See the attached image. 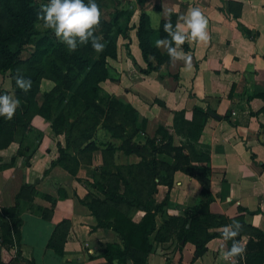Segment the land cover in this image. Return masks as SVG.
Returning <instances> with one entry per match:
<instances>
[{"label": "crops", "instance_id": "1", "mask_svg": "<svg viewBox=\"0 0 264 264\" xmlns=\"http://www.w3.org/2000/svg\"><path fill=\"white\" fill-rule=\"evenodd\" d=\"M190 7L201 8L210 34L207 44L186 41L182 46L192 53L191 70L182 62L154 63L155 70L142 73L139 67L146 63L138 45L139 14L145 12L150 25L166 19L169 10L178 17ZM126 36L118 37L116 57L110 59L101 87L131 105L139 122L144 120L132 142L144 146L147 138H156L155 174L147 163L150 150L126 153L119 148L121 141L104 130L96 134L102 143L88 152L82 149L94 138L66 149L65 134L54 135L45 118L33 117L31 129L24 130L5 119L0 208H16L21 221L16 237L11 219L0 217L7 222L0 225V264H118L103 253L123 248V240L98 222L106 223L113 209L138 222L145 210L135 205V197L141 205L150 202L152 212L160 205L144 264H228L222 257L228 242L218 229L236 217L250 226L239 238L246 245L239 264H254L246 262L247 254L264 253V238L256 235L257 230L264 233V0L136 1ZM176 111L202 122L197 141L209 151L202 163L209 180L205 190L180 169L172 170V159L161 147L166 139L156 133L159 125L169 129L172 145H180L172 128ZM60 153L76 162H54ZM109 188L124 200L108 199L104 192ZM97 199L100 203L92 205ZM187 212L202 224L191 228L186 223L185 238H180V223L167 221ZM4 233L11 234L8 248L2 245Z\"/></svg>", "mask_w": 264, "mask_h": 264}, {"label": "trees", "instance_id": "2", "mask_svg": "<svg viewBox=\"0 0 264 264\" xmlns=\"http://www.w3.org/2000/svg\"><path fill=\"white\" fill-rule=\"evenodd\" d=\"M3 7L15 25L7 33L0 34V54L3 59L1 67L2 70H11V73L14 74V59L16 53L12 52L9 43L14 39V37L19 34L29 37L32 33H34L31 28L32 22L35 19L34 0H3ZM168 17L166 19H168ZM176 18L177 14L171 11L170 19L173 24H175ZM129 19L127 20V22H124V26L122 27V29L118 28L119 22H101L103 26L102 28H100V31L103 32L104 38L107 41V46L102 53H96L95 55L91 45L88 44L86 54L83 56L75 55V57L72 58V63H70L66 68L67 70H61L57 67L56 62L51 60L49 62L50 64L48 70L52 77L56 80L57 88L53 89L50 98L52 99L53 94H56L61 90H67L70 95L79 98L85 106L92 108L94 114L102 120V126L108 130L112 137L121 141L119 145L120 149H123L126 153H135L137 155L143 154V149L150 150V161H148L147 163L150 164V173L154 175L155 173L153 170L156 163L155 157L156 153L160 149L158 143H156V138H147L144 146L137 145L132 142L134 133L144 125V120H142L141 122L138 121L137 113L131 105L126 104L121 100H117L115 96L109 98L107 97L108 99L106 100L99 94V92H102V89L99 87L100 83L109 76V71L107 69L106 63L107 58L116 57L117 38L118 36H126ZM166 19L161 20V28L159 31H156L150 27L148 15L145 12H141L139 14V23L137 27L138 45L141 50L142 58L146 63V68L139 67V69L144 74L156 69L154 63H156V65L169 63V57L167 53L165 51H160V49H157L154 46L155 41L158 38H163L166 36V33L163 31V23ZM113 21H117V15L114 16ZM112 26L114 27L115 32L112 31ZM36 46L37 47L34 53L27 60V64L29 65L28 69H30L32 65H36L37 61L44 62V59L55 50V48H53V40L46 35H41L39 37ZM150 55L155 57L154 61L149 59ZM32 77H35V72L32 74ZM35 86L36 85H34V87ZM16 92L20 95V97H23V91L16 88ZM0 94L8 93L5 90H0ZM101 105L105 106L106 109L101 108ZM57 107V109L60 110L63 107V104L62 106ZM55 113L56 115L59 114L57 111ZM13 118L14 121L17 122L18 114ZM5 119L6 118L4 117H0V132L2 130H5ZM46 119L49 120L47 117ZM66 119V117L62 118V122L65 123ZM199 119L200 118L195 117L193 120L189 121L184 118L183 111L174 112L172 128L174 133L180 138L179 146H174L171 144L172 137L170 131L164 126L159 125L156 133L160 134V138L166 139V143L162 144L161 147H164L165 153L168 154L172 159V170L180 169L184 173L196 179L203 187V190H205L209 186V180L206 176V168L202 165V163L208 160L209 151L208 148L204 146L205 150L202 151V153L201 151L199 153L197 152V145H200L198 144L197 140L202 130V122ZM50 123L52 127L53 124H55V120L50 119ZM184 126L186 127L185 130H187L188 132H193V130L195 129L194 132L196 133L193 136V139L195 140L194 144L190 142L188 146H186L184 145V142H182L181 129H183ZM192 127L194 129H191ZM61 131L65 132L64 129H62L58 133H60ZM68 135L69 134L66 135V142L69 139L71 140ZM79 138L83 143L91 139V137L87 136H80ZM94 145L95 142H88L84 145L82 151L90 152L93 149ZM184 151H186L187 153L185 154ZM60 155L67 157L70 163L74 164V161L76 162L73 156L63 153H60ZM54 162L64 164L66 166L69 165L60 157H58ZM111 189L112 188H109L108 191L104 192L108 199L117 202L124 200L123 194H119L117 192V189ZM92 202L93 205L96 202L100 203V200L97 199L93 200ZM134 203L138 207H141L145 210L144 215L138 222L132 221L124 214L117 212L114 209L111 211L110 215L105 218L106 223L98 222L99 226L111 227L120 235L121 239L123 240V248L117 246L115 247V250L104 251L103 255L108 261L116 260L118 264H127L126 261L128 259H131L133 264H144L146 261V257L151 250L149 235L155 227L154 212L159 210L160 205L154 206V212H152L150 210L151 208L148 207V205L151 204L150 202L141 205L138 202L137 197H135ZM192 213H194V211ZM188 214L189 216H187ZM187 215L186 217L182 218L170 217L167 221L170 223H180V238H185L186 223L189 222L191 228H197L202 224V221L199 218H193V214L187 212ZM0 217L11 219L13 224V233L16 237H19V226L21 220L18 216V211L16 210V208H0ZM233 220H238L241 224L244 225L241 234L243 232H247L250 228L249 225H246L243 222L242 217H236L229 222L232 223ZM6 224L7 222L0 221L1 226H6ZM251 229L252 231H255L254 228ZM256 235L258 237L260 236L261 238H264V233L258 230L256 232ZM239 238L240 236L237 237V239ZM10 240L11 234L9 235L7 233H4V235H2V245L4 247L8 248ZM227 242L228 247L230 248L231 241ZM3 250L5 251V248L2 249V251ZM263 261L264 253L262 251L248 253L246 256L247 263L251 262L254 264H262Z\"/></svg>", "mask_w": 264, "mask_h": 264}, {"label": "rangeland", "instance_id": "3", "mask_svg": "<svg viewBox=\"0 0 264 264\" xmlns=\"http://www.w3.org/2000/svg\"><path fill=\"white\" fill-rule=\"evenodd\" d=\"M136 1H138V3L141 2V0H97V3L100 5L104 14L102 22H119L118 28L122 29L124 22H127L130 17V13L133 11L134 6H136ZM47 3L48 0H34L35 19L33 20L31 27L34 33H32L29 37L19 34L20 36L17 35L9 43L12 52L16 53L14 59V74L11 73V70H2L1 63L3 59L0 54V90H5L8 94H14L21 101V106L15 114H18V121L15 123L18 130H21L22 128L23 130L31 129V119L35 116L43 119H46L47 117L49 119L48 121H50V119L55 120V124L51 127V131L54 135H57V133L62 129H64L65 132L61 131L60 134L64 133L65 136L69 134L68 137L71 138V140L69 139L64 143V147L66 149H72L78 142H81V139L79 138L80 136L94 138V142L98 143L100 140L96 138L97 132L100 131V129L104 130L106 135L109 132L102 126V120L94 114L91 107L85 106L79 98L73 97L67 90H61L60 92L53 94L52 99L50 98L53 89L57 88V82L48 70L50 64L49 62L53 60L56 62L58 68L61 70H67L66 68L70 63H72V58L75 57V55L83 56L86 54L87 45H80L75 52H69L67 47L56 38L52 30H38L35 28V24L39 22L37 20V13L40 11L41 5H45ZM115 15H117V21H113ZM14 25V22L11 20L6 10H4L3 0H0V34L7 33ZM102 26L103 25L101 23L100 28H102ZM111 29L115 32L113 26ZM97 34H99V32ZM41 35H46L53 40V48H55V50L44 59V62L37 61L36 65H32L30 69H28L29 65L27 64V60L34 53L37 47V41ZM124 40H127L126 36L124 37ZM110 59L114 58H107L106 63L109 73L111 67ZM17 69H20L25 77L28 78H31L32 74L35 72V77H32L31 79L33 81L32 91L30 90L31 92L29 91L28 93H24L23 97H20V95L16 92L17 87L15 85L14 77ZM101 83L99 87L102 89ZM34 85L36 86L34 87ZM99 94L106 100L109 97H112L110 93L104 91L99 92ZM117 100L120 99L117 98ZM62 104L63 107L58 110L57 106H62ZM100 107L106 109L105 106L101 105ZM56 111L59 113L58 115H56ZM63 116L67 118L65 123L62 122V118H64ZM12 120L14 121V118ZM12 120H7V124H11ZM185 129V126L181 129L182 142H184V145L186 146H188L190 142L194 144L195 140L193 139V136L196 133L194 132L195 129L193 127L191 128L194 129L193 132H188ZM64 140H66V138H64ZM104 141L108 143V139H104ZM100 142L102 143V141ZM57 147L60 148V144H58ZM204 150V145H197L198 153L200 151L202 153ZM59 157L67 164L70 163L67 157L61 155Z\"/></svg>", "mask_w": 264, "mask_h": 264}, {"label": "clouds", "instance_id": "4", "mask_svg": "<svg viewBox=\"0 0 264 264\" xmlns=\"http://www.w3.org/2000/svg\"><path fill=\"white\" fill-rule=\"evenodd\" d=\"M103 15L97 0H48L37 13L39 22L35 28L52 30L69 52H75L80 45L90 44L95 53H102L107 46L104 34L100 31ZM208 24V19L199 7H190L185 14L177 17L175 24L170 19L169 10V17L163 23L166 36L158 38L154 46L167 53L171 65L182 62L185 70H191L192 53L185 52L182 46L186 41L207 44L210 40ZM150 27L159 31L160 20L154 19ZM149 59L154 61L155 57L150 55ZM14 80L16 87L24 93L32 89L33 81L25 77L20 69L16 70ZM20 106L21 101L14 94H0V117L12 120ZM243 228V224L233 220L218 229L223 241H231V247L222 252L228 264H239L245 258L246 245L242 238L237 239Z\"/></svg>", "mask_w": 264, "mask_h": 264}, {"label": "water", "instance_id": "5", "mask_svg": "<svg viewBox=\"0 0 264 264\" xmlns=\"http://www.w3.org/2000/svg\"><path fill=\"white\" fill-rule=\"evenodd\" d=\"M212 115H214V114H212ZM127 264H133V263H132V261L128 260Z\"/></svg>", "mask_w": 264, "mask_h": 264}]
</instances>
